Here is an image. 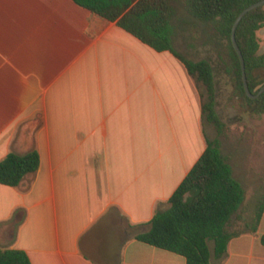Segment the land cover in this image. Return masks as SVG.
Segmentation results:
<instances>
[{
  "label": "crops",
  "instance_id": "crops-1",
  "mask_svg": "<svg viewBox=\"0 0 264 264\" xmlns=\"http://www.w3.org/2000/svg\"><path fill=\"white\" fill-rule=\"evenodd\" d=\"M205 132L170 52L74 0H0V161L41 159L19 187L0 185L1 248L32 264H187L137 235L169 208ZM263 236L264 215L221 264H264Z\"/></svg>",
  "mask_w": 264,
  "mask_h": 264
},
{
  "label": "trees",
  "instance_id": "trees-1",
  "mask_svg": "<svg viewBox=\"0 0 264 264\" xmlns=\"http://www.w3.org/2000/svg\"><path fill=\"white\" fill-rule=\"evenodd\" d=\"M102 18L116 22L157 52H170L183 63L201 92L203 124L208 120L224 133L225 124L216 110V76L209 60L193 61L173 45L172 21L185 10L196 20L211 25L229 40L225 55L229 74L236 80V91L257 116H264V93L251 99L244 87L240 58L232 43V30L239 15L262 0H74ZM264 28V7L250 12L240 23L236 39L242 50L249 86L264 84V53H260L258 32ZM207 99V100H206ZM207 149L169 200V208L158 207L149 230L137 240L184 257L187 264H221L232 240L258 235L264 215V194L251 219L243 216L246 192L234 176L233 168L221 150L219 139L211 140L205 132ZM41 159L34 150L25 155L8 154L0 161V185L17 188L25 178L38 171ZM264 243V236L262 237ZM0 264H32L23 250L0 247Z\"/></svg>",
  "mask_w": 264,
  "mask_h": 264
},
{
  "label": "rangeland",
  "instance_id": "rangeland-1",
  "mask_svg": "<svg viewBox=\"0 0 264 264\" xmlns=\"http://www.w3.org/2000/svg\"><path fill=\"white\" fill-rule=\"evenodd\" d=\"M172 29L173 45L177 51L196 62L209 60L214 67L216 110L225 128L220 136L208 120L204 121V128L211 140H220L221 150L246 192L243 216L251 219L264 194V116H257L253 107L246 105L236 91V80L228 73L224 59L230 52L227 37L215 31L211 25L196 20L185 10H179L172 21ZM258 36L260 53L263 54L264 28L258 32ZM259 75L264 79V72ZM197 90L199 95L206 93L203 86ZM3 202L2 206L6 208L8 202L0 194V203Z\"/></svg>",
  "mask_w": 264,
  "mask_h": 264
},
{
  "label": "water",
  "instance_id": "water-1",
  "mask_svg": "<svg viewBox=\"0 0 264 264\" xmlns=\"http://www.w3.org/2000/svg\"><path fill=\"white\" fill-rule=\"evenodd\" d=\"M261 7H264V0L258 2V3H255L251 6H249L247 9H245L240 15L239 17L237 18L235 24H234V27H233V30H232V43H233V46L240 58V62H241V67H242V76H243V82H244V87H245V91L247 93V95L251 98V99H258L263 93H264V84H261L259 85L256 89H255V92H257L256 95H254L250 89V86H249V81H248V77H247V72H246V63H245V59H244V56H243V53H242V50L241 48L239 47L238 45V42H237V39H236V32H237V29L240 25V23L242 22V20L252 11L258 9V8H261Z\"/></svg>",
  "mask_w": 264,
  "mask_h": 264
}]
</instances>
